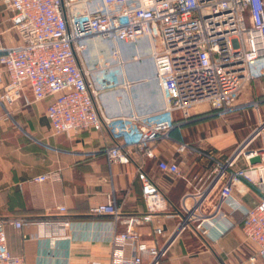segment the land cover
Returning <instances> with one entry per match:
<instances>
[{"label":"built area","instance_id":"1","mask_svg":"<svg viewBox=\"0 0 264 264\" xmlns=\"http://www.w3.org/2000/svg\"><path fill=\"white\" fill-rule=\"evenodd\" d=\"M3 5L19 44L0 48V108L22 98L27 84L34 102L50 99L46 116L54 134L69 136L75 131L107 128L115 144L105 148L104 154L110 164L134 165L146 211L123 217L119 208L107 202L90 212L111 215L116 221L124 218L129 224L123 231L111 232V264H142L143 255L149 258L147 264H161L168 244H147L131 227L133 222L157 220L167 210V199L153 170L180 176L178 164L161 158L156 146L171 140V131L188 123L192 108L198 105L205 104L219 115L237 108L240 91L251 79V67L264 59V0H3ZM143 37L151 43L154 81L165 104L153 112L108 116L98 107L102 93L131 84L113 77L117 69L112 60L99 69L85 64L87 41L136 43ZM113 57H118L117 50ZM187 149L186 143H177V152ZM246 151L245 145L240 146L225 160L203 154L211 163L213 183L224 177L228 180L212 216L199 212L206 190L198 189L182 199L177 210L181 217L178 232L189 230L202 238H218L233 227L221 221L226 218L223 207H227L230 213L242 214L244 240L253 243L256 255L264 258V198L244 207L232 195L236 183L260 186L264 182V148ZM238 155L247 163L245 167L236 165ZM256 156L260 162L250 164L249 159ZM148 162L151 165L146 169ZM48 178L42 175L34 181ZM57 210L66 212L64 207ZM7 224L16 229L33 226L37 237L51 241L66 239L71 228L64 217L0 219V264H25L21 256L8 250ZM153 233L164 236L158 221Z\"/></svg>","mask_w":264,"mask_h":264},{"label":"crops","instance_id":"2","mask_svg":"<svg viewBox=\"0 0 264 264\" xmlns=\"http://www.w3.org/2000/svg\"><path fill=\"white\" fill-rule=\"evenodd\" d=\"M7 17L0 0V48L19 44V36L10 28ZM115 50L118 57H113ZM150 52L151 43L145 37L136 43L113 44L98 38L87 41L85 64L99 69L112 60L117 69L113 77L131 84L104 91L98 100L102 113L130 116L164 106L163 92L154 81ZM134 56L138 60H133ZM49 102L50 99L34 102L26 84L22 98L6 109L0 108V117L4 118L0 122V219L64 217L71 222V228L66 239L51 241L37 237L33 226L16 229L7 224L8 250L21 256L25 264H111V232L123 231L129 224L124 218L116 221L111 215L91 216L90 210L111 202L123 217L144 213L146 207L135 167L108 162L104 149L113 146L115 140L105 127L99 131H75L69 136L54 134L46 116ZM236 107L223 115L212 112L209 106L201 113H191L188 123L171 131V140L156 146L161 158L178 164L180 176L174 178L153 170L167 199V210L157 220L147 224L133 222L131 227L147 244H168L161 264H264V258L256 255V246L244 240L242 214L230 213L227 207H223L226 218H217L233 223V227L218 238H202L189 230L178 232L181 217L177 210L181 209L182 199L198 189L206 190L199 212L212 216L228 180L224 177L213 183L211 163L203 154L212 153L225 160L243 145L245 150L264 148V59L251 67V79L243 85ZM178 142L188 145L186 152L176 151ZM150 165L148 162L146 169ZM236 165L245 167L247 163L238 155ZM42 175L49 178L34 181ZM232 189L233 197L244 207L264 198V182L256 186L242 181ZM58 207H64L66 212L59 213ZM156 221L164 230L162 237L153 233ZM217 221L214 224L219 226ZM148 261V256L143 255L142 264Z\"/></svg>","mask_w":264,"mask_h":264},{"label":"rangeland","instance_id":"3","mask_svg":"<svg viewBox=\"0 0 264 264\" xmlns=\"http://www.w3.org/2000/svg\"><path fill=\"white\" fill-rule=\"evenodd\" d=\"M206 108H207V105L201 104V105H198L197 107L192 108L191 113L194 114L197 112V114H198V113H201L204 110H206ZM175 115L177 116V114H175Z\"/></svg>","mask_w":264,"mask_h":264},{"label":"water","instance_id":"4","mask_svg":"<svg viewBox=\"0 0 264 264\" xmlns=\"http://www.w3.org/2000/svg\"><path fill=\"white\" fill-rule=\"evenodd\" d=\"M251 150H247L246 153L250 152ZM260 156H256V157H253L251 159H249V163L250 164H255V163H259L260 162Z\"/></svg>","mask_w":264,"mask_h":264},{"label":"trees","instance_id":"5","mask_svg":"<svg viewBox=\"0 0 264 264\" xmlns=\"http://www.w3.org/2000/svg\"><path fill=\"white\" fill-rule=\"evenodd\" d=\"M90 214H91V216H95V217L101 216V215H95V214H92V213H90Z\"/></svg>","mask_w":264,"mask_h":264}]
</instances>
